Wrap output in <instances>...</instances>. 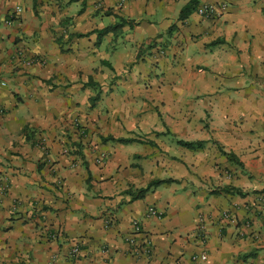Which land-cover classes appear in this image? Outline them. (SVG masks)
<instances>
[{"label":"crops","instance_id":"crops-1","mask_svg":"<svg viewBox=\"0 0 264 264\" xmlns=\"http://www.w3.org/2000/svg\"><path fill=\"white\" fill-rule=\"evenodd\" d=\"M188 1L0 0V264H264V19L257 48L241 20L218 29L223 19L214 25L197 10V22L179 20ZM118 19L134 21L118 27L138 35L131 42L159 36L162 21L178 39L201 35L210 46L209 74L192 88L211 118L185 139L206 143L190 149L173 134L168 172L149 164L156 140H100L86 120L101 80L98 48L99 61L114 68L106 44L118 29L100 42L98 30ZM67 45L72 56L62 53ZM166 178L174 181L144 198L126 193ZM227 185L246 194L222 191Z\"/></svg>","mask_w":264,"mask_h":264},{"label":"rangeland","instance_id":"rangeland-1","mask_svg":"<svg viewBox=\"0 0 264 264\" xmlns=\"http://www.w3.org/2000/svg\"><path fill=\"white\" fill-rule=\"evenodd\" d=\"M128 1L119 4L123 6ZM211 4L215 5L216 12L207 16L208 19L214 21V25L223 19L218 29L241 20L246 27V35L255 38L257 48H261L263 43L262 40L258 42V38L262 32L258 27L264 19V6H260L257 0L254 3L228 0ZM256 6L253 11H248L249 8ZM236 11L242 16H235L238 14L234 13ZM195 13L190 16L192 22H197ZM109 21L110 19L106 20L108 25ZM117 21L121 23V19ZM125 27L116 30L117 36L113 33L110 43L106 44L107 55L113 69L99 61L103 49L98 48L100 51L96 52L95 72L101 80L95 81L97 84L92 85L95 90L85 111L89 114L85 117L94 129L92 134L100 140L109 135L156 140L159 145L158 156L149 164L153 165L154 169L168 172L171 168L169 163L173 160L171 153H175L169 150L174 147L178 149L176 137L183 139L194 137L195 128L200 125L205 127L211 118L205 106L206 98L199 89L192 88L200 84V76L209 74L208 67L204 65L207 56L204 50L210 46L201 42V35H191L189 39L180 36L178 39L173 35L175 29L164 31L162 21L156 25L160 35L142 42L140 40L131 42V39L138 35H135L129 26ZM215 33L216 31L213 32ZM97 41L101 40L98 38ZM95 45H98L97 42ZM190 45V49L187 50ZM70 48V45L65 46L62 53L72 56ZM259 52L257 73L264 74L263 50ZM99 69L104 70L99 73ZM132 148L139 151L150 150L147 146L140 145ZM179 164L183 165L181 161Z\"/></svg>","mask_w":264,"mask_h":264},{"label":"trees","instance_id":"trees-1","mask_svg":"<svg viewBox=\"0 0 264 264\" xmlns=\"http://www.w3.org/2000/svg\"><path fill=\"white\" fill-rule=\"evenodd\" d=\"M201 0H189L181 9L178 19L181 21H185L188 19L199 7ZM128 25H132L134 21L128 22L127 20L123 19L121 23L113 24L111 26L102 28L98 30V37L101 39L104 35L108 34L111 31H114L118 29V27L124 26L125 23ZM173 27H171L170 30H172ZM78 36H84V34H79ZM158 135L163 133H157ZM105 141H116L119 143H132V142H147L152 145H155L156 142L152 139L148 140H141L136 137H115L113 135L104 137ZM177 143L183 147H187L190 149H199L203 148L205 146L206 141L204 140H185V139H177ZM223 154H226L228 158L232 160H237L239 164H242L240 160L237 158V156L233 152H225L222 150ZM174 179L172 178H166V179H154L150 181L145 187L135 189V190H128L126 191L127 194L131 196V200L138 199V198H144L154 187H157L159 185H162L164 183L172 182ZM222 191L230 194H239V195H245L246 193L242 191L241 189L237 187H232L230 185L224 186L221 188Z\"/></svg>","mask_w":264,"mask_h":264},{"label":"built area","instance_id":"built-area-1","mask_svg":"<svg viewBox=\"0 0 264 264\" xmlns=\"http://www.w3.org/2000/svg\"><path fill=\"white\" fill-rule=\"evenodd\" d=\"M127 1H128V0H119V2H120L121 4H122V3L124 4V3H126ZM18 11H19V10H18ZM197 12H198L199 15L210 16V15H213V13L216 12V7H215V5H213V4H211V3H209V4H202V5H200V6L197 8ZM102 160H104L103 157H101V158L99 159L100 162H102ZM150 212H151L152 214H154V215H156V214L160 215V214H161V212L157 211V209H155L154 207H151V208H150ZM133 224H134V227H135L136 231H139V230L141 229V227H140V225H139V222H138L137 220H135V221L133 222ZM130 241H131L132 243H135V242H136L134 238H132ZM72 251H73L74 253H77V252H78V247H75V249H73ZM203 258H205V256H203Z\"/></svg>","mask_w":264,"mask_h":264}]
</instances>
